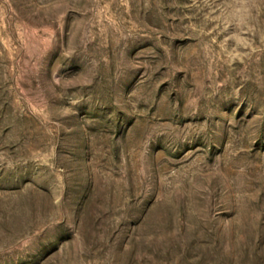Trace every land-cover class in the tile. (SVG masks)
Segmentation results:
<instances>
[{
    "label": "rangeland",
    "instance_id": "obj_1",
    "mask_svg": "<svg viewBox=\"0 0 264 264\" xmlns=\"http://www.w3.org/2000/svg\"><path fill=\"white\" fill-rule=\"evenodd\" d=\"M0 264H264V0H0Z\"/></svg>",
    "mask_w": 264,
    "mask_h": 264
}]
</instances>
